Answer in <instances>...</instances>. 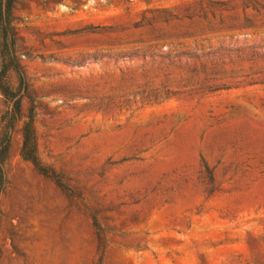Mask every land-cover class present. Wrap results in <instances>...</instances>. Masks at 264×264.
<instances>
[{
  "label": "rangeland",
  "instance_id": "1",
  "mask_svg": "<svg viewBox=\"0 0 264 264\" xmlns=\"http://www.w3.org/2000/svg\"><path fill=\"white\" fill-rule=\"evenodd\" d=\"M13 17L28 95L15 113L0 92V264H264V0ZM32 110L42 172L22 157Z\"/></svg>",
  "mask_w": 264,
  "mask_h": 264
},
{
  "label": "trees",
  "instance_id": "2",
  "mask_svg": "<svg viewBox=\"0 0 264 264\" xmlns=\"http://www.w3.org/2000/svg\"><path fill=\"white\" fill-rule=\"evenodd\" d=\"M17 0H2L0 4V56H1V71H0V92L6 97H12L14 101L13 112L19 113L21 109V101L27 97V85L25 75L21 66L18 63L16 52V31L13 27L14 10ZM15 73L20 83V89L24 90V95L19 98L13 95L8 84V76ZM17 98V99H16ZM23 148L22 157L33 164V166L43 171L37 154V138L34 126V113L31 111V116L28 122L24 124L22 131ZM8 135H6L7 137ZM9 142L4 141L0 144V198L6 191L9 181L7 179L5 165L8 159Z\"/></svg>",
  "mask_w": 264,
  "mask_h": 264
}]
</instances>
